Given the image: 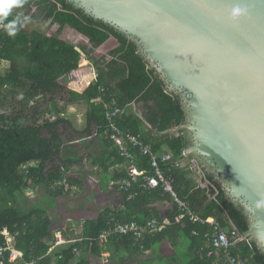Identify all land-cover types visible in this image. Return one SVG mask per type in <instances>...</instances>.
Wrapping results in <instances>:
<instances>
[{
    "label": "trees",
    "instance_id": "16d2710c",
    "mask_svg": "<svg viewBox=\"0 0 264 264\" xmlns=\"http://www.w3.org/2000/svg\"><path fill=\"white\" fill-rule=\"evenodd\" d=\"M33 3L46 4L45 20L49 23L45 30L39 31L34 20L16 12H11L0 21V67L3 61L10 63L5 73L0 68V106L12 101L18 104L15 109H20L18 113L14 111L13 116L6 112L0 115V191L3 193L0 195V245H6L2 231L8 229L16 238V250L22 254V258L11 263L10 252H7L4 264H90L86 255L101 256L103 247L115 250L113 257H121L125 252L130 256L141 255L156 250L163 240L170 241L174 235L184 239L183 244L187 248L181 253L177 249L170 250L167 255L161 256L159 264H222L218 254L208 256L210 249L207 248L205 235L210 228L194 225L188 219L176 223L180 213L178 205L162 189L143 191L140 189L141 178L131 182L128 190L121 189L122 181H130L127 170L114 174L110 170L117 165H125L126 160L106 137L109 122L104 104L93 103V100L103 96L101 90H105L104 103L115 100L122 109L131 103H142L144 112L141 115H124L118 121L119 127L152 144L155 151L168 146L174 160L188 159L190 163L187 167L169 172L175 180L179 197L188 202L194 214L216 218L224 227L235 228L245 237L250 230L248 217L227 198L221 183L208 172L202 175L201 186L191 180L199 166L194 164L192 156H185L190 146L187 133L182 129L178 136L167 133L185 124V113L179 99L165 92L164 84L137 54L134 44L114 30L85 17L63 0H39ZM17 18L19 23L13 29L5 27ZM66 26L87 37L92 45L91 50L71 44L62 34ZM9 31L15 34L9 35ZM104 51L112 58L110 61H106ZM89 54H93L94 58ZM90 62L98 69V78L83 93L67 90L61 84L63 79L69 78L70 73ZM63 91L68 96V99H62L66 108L73 104V98L75 102L88 105L84 130L75 129L70 120L62 117L67 109L61 108L56 96ZM20 95L22 99L18 100ZM41 103H46L44 111H40ZM29 109L34 110V121L24 125L22 118L24 113L30 112ZM145 124L165 133L162 142L147 134ZM60 126L82 135L68 143L100 139L102 150L92 155L93 166L102 171L100 188H108L111 181L116 182L114 187L122 196L125 210L115 212L107 209L98 219L86 220L80 242L49 253L55 241V232L50 228L46 209L21 210L16 206V196L38 185L47 187L55 198L70 193L73 187H83L84 183L78 175L70 170V163L63 160L64 140ZM136 153L138 168L152 174L149 159ZM29 163L37 165L24 172L22 166ZM65 179L66 184L58 185ZM5 200L7 203L2 204ZM111 214L123 223L136 221L145 225L155 219L169 221L171 225L161 233L145 236L139 242L131 236H113L103 245L99 238L107 230ZM63 234L70 238L67 231H63ZM233 254L248 260V264H264V253L255 241L248 238L233 249ZM120 257L116 260L123 264ZM136 264H152V259L147 257V260Z\"/></svg>",
    "mask_w": 264,
    "mask_h": 264
},
{
    "label": "water",
    "instance_id": "95a60500",
    "mask_svg": "<svg viewBox=\"0 0 264 264\" xmlns=\"http://www.w3.org/2000/svg\"><path fill=\"white\" fill-rule=\"evenodd\" d=\"M63 1L133 43L179 99L185 156L244 211L264 253V0Z\"/></svg>",
    "mask_w": 264,
    "mask_h": 264
},
{
    "label": "built area",
    "instance_id": "2783aa9c",
    "mask_svg": "<svg viewBox=\"0 0 264 264\" xmlns=\"http://www.w3.org/2000/svg\"><path fill=\"white\" fill-rule=\"evenodd\" d=\"M0 27H2L1 23ZM86 66H84L86 68L80 69L78 73L81 74V71L88 70V72H86V76L93 79L88 80L87 85L89 87L97 81L98 70L94 66L93 62L88 63ZM101 91L103 96L93 100V103L104 104L106 117L109 122L106 137L119 149L121 157L126 160V170L130 178V181L124 180L120 183L121 189L128 190L131 187V182H136L138 178L142 179L140 189L143 191H151L158 188L162 189L166 194L170 195V197H172L174 202L178 205L180 213L176 218V223H181L182 221L188 219L194 225L200 224L210 228L208 233L205 235L208 242L207 248L210 249L208 254L209 257L218 254L222 264H248V260L243 259L240 255L233 254V249H235L238 244L246 240V238L242 236L237 229L224 227L216 218H203L194 214L191 211L188 202L179 197L175 188V180L169 172L172 169H183L187 167L189 165H187L188 160H174L173 154L169 148H167L164 152L155 151L153 145L146 142L141 137L135 136L128 131H123L119 127L118 121L127 114L128 107L125 109L120 108L115 100L111 103H104L103 97L105 96V90ZM1 114H3V112H0V115ZM136 152L149 159L152 174L138 168L136 162ZM34 165V163L23 165L22 170L27 172L28 169ZM64 184H66V179L62 183H58V185ZM116 184V182H111L110 186H114ZM107 224V230H105L99 238L100 243L103 245L107 244L109 239L113 236H131L139 242L143 240L145 236L161 233L171 225L169 221L160 222L155 219L148 221L145 225L136 221L123 223L119 221L114 214L109 216ZM63 231L64 230L55 231V241L51 244L49 253H52L60 247L81 241L80 237L75 240L66 238ZM194 234L197 235L196 233ZM2 235L6 238V245H0V260H2L0 264H4L3 260L5 259L7 252H10L9 262L11 263L22 258V254L11 245L9 237H12L14 241H16L15 236L11 234L8 229H4L2 231ZM16 236H18V234ZM78 254L80 253L78 252ZM105 263L109 264L110 262L107 259Z\"/></svg>",
    "mask_w": 264,
    "mask_h": 264
},
{
    "label": "rangeland",
    "instance_id": "374dc122",
    "mask_svg": "<svg viewBox=\"0 0 264 264\" xmlns=\"http://www.w3.org/2000/svg\"><path fill=\"white\" fill-rule=\"evenodd\" d=\"M39 0H23L22 6L20 7H13L12 13H18L21 15H25L28 18L34 20L36 22V27L39 31H43L46 29L49 21L45 20V16L47 13L46 4H34L33 2H36ZM63 36L73 45L77 46L78 48H87V50H91L92 45L89 41V39L81 34H79L77 31L72 29L69 26H66L64 30L62 31ZM90 53V52H89ZM106 56V61H110L112 58L108 55L106 51L103 52ZM90 57H93V54H89ZM10 63L9 62H2L1 63V72L5 73V71L8 70ZM88 67V66H86ZM83 67L82 69L86 68ZM7 68V69H3ZM98 70V69H97ZM86 72L88 70L81 71V74L78 73V71H75L72 75H69V78L67 77L64 82L68 84L69 86L66 87V85H63L67 90L74 91L75 93H83L88 85V80L92 79L91 77H87ZM93 80V79H92ZM93 82V81H92ZM22 95H20L17 99L20 100ZM60 102H63L61 108L66 109L65 102L62 99H68V96L66 95V92H60L56 96ZM73 102V109L71 110L72 113H74V116L76 117L77 124L82 125L79 123H83L85 120V115L88 109V106L84 102L76 101L75 98ZM18 104L16 102L7 101L5 106H0V112H6L9 115L13 116V113H18L20 111L19 108L15 109ZM41 109L40 111H44L46 109V103L40 104ZM70 108V107H69ZM68 108V111H69ZM30 112H26L23 115L22 118V124L29 125L33 120V109H29ZM67 112V110H65ZM144 112L142 103L138 106V114L141 115ZM14 113V115H15ZM60 132L62 133V138L64 140L62 144V156L65 160H68L69 157H72L74 155L72 150H70L67 147V144L71 140H76L79 138L81 134L75 133L70 128H63L60 126ZM83 153L75 155V158H79V156H82ZM91 162H88L86 164L82 165L81 170H83L86 173L87 179L84 181L83 188H80L78 190V187H73L70 193L63 194L59 197H53L51 195L50 190L47 187L43 186H36L32 187L28 190L19 192L16 196V206H18L19 209L24 211H29L34 208H42L44 207L47 211V217L50 220V228L52 231H58V230H67V226L70 224L68 223V219L71 218V213L74 211H78L81 209L83 213L86 211H89V214L92 215V217H97V214L104 209L105 203H112L115 206H119L121 202L120 197H115L116 193H112V196H109L107 194H104L102 198L104 203H101L100 205L97 204V176L94 175L93 168L90 166ZM192 165V163L190 164ZM194 168V167H193ZM194 173H197L195 171ZM194 177L198 176L195 174ZM0 195H3V193L0 191ZM117 195V194H116ZM58 200V201H57ZM7 203V201H3L2 204ZM55 227V228H54ZM77 232L79 229L76 230ZM69 237L73 236L74 238L76 235H73L69 232ZM11 240L12 247H15L16 241L12 237H9ZM120 261L123 262V264L127 261L125 259H121ZM121 263V262H120ZM115 264V263H112Z\"/></svg>",
    "mask_w": 264,
    "mask_h": 264
},
{
    "label": "crops",
    "instance_id": "0c3cea01",
    "mask_svg": "<svg viewBox=\"0 0 264 264\" xmlns=\"http://www.w3.org/2000/svg\"><path fill=\"white\" fill-rule=\"evenodd\" d=\"M3 62H7V61H3ZM3 69H7V68H3ZM72 73H75V72H72ZM72 73H70L69 75H72ZM64 80L65 79H63L61 81V84L69 86L68 84H66L64 82ZM61 103L63 104V102H59L60 105H62ZM138 106H139V103L138 104H135V103L129 104L127 106L128 107L127 108V114L128 115L131 113H135V114L137 113L138 114ZM64 107H65V105H64ZM73 107H74L73 104L68 106L66 108L67 112H66L65 116H62V117H65L66 119L70 120L75 129L84 130L86 128V123H87L86 117L87 116L85 115V120L83 123H79L82 125H78L76 123L77 122L76 117L74 116V113H72V111H71L73 109ZM68 108H69V111H68ZM144 129L146 130L147 134H149V136H152L153 139L160 140L162 142V136L165 133H160L156 130H153L152 127L149 126L148 124H145ZM179 130H180V128L172 129V130L168 131L167 133H170L171 135H174V136H178ZM81 136L82 135H80L79 138ZM91 140L92 139L87 140L85 142L81 141L79 143L77 141H75V143H68L67 147L69 148L70 146H72L71 149L70 148L69 149L72 150L71 152H73L74 155L72 157H69L68 160H65L64 158H63V160L70 163V170L73 173H76L78 175L79 180L82 181L83 183H84V181H86L87 176H86V173L83 170H81L82 165L86 164L88 162H91L90 166L93 168V171L95 172L94 175L97 176V198H98L97 204L100 205L101 203H104L103 200L100 199V197L102 198V196H104V194L112 196V193H116L117 195L115 194V197H120L121 202H120L119 206H115L110 202L105 203L106 205H105L104 209H102L97 214V217H92V215L89 214V211H86L85 213H83L81 211V209H79L78 211L76 210V211L72 212L71 218L68 219V223H70L67 226L68 231L64 229V231H67L68 233L70 232L72 235H73V233H74V235H76L75 238L73 236H71L69 238L71 240H75L81 236L82 231H83V225H84V222L86 220L98 219L100 214L107 209H112L115 212L125 210V207L122 205L123 204L122 196H121L120 192L117 189H115L114 186L109 185L108 188H104V189L100 188L99 182L101 181L102 171L93 166L92 155L99 154L102 150V147H101L100 139H97V141H95V142H93V141L91 142ZM167 148H168V146L165 145L160 149V151L164 152L167 150ZM81 152L83 153V155L79 156V158H75V155L81 154ZM189 163H190V161L188 160L187 165ZM35 165H37V163H35ZM123 169H126V163L123 166L117 165V166L111 168L110 172H111V174H114V172L120 171ZM195 174L198 176V178L194 177ZM81 176L85 177V179H83ZM191 180L193 181V183L195 185L201 186L202 185L201 173L199 171L197 173H194L192 175ZM111 182H113V181H111ZM76 187H78V190H80V188H83V187H79V186H76ZM158 208L160 209L161 206H159ZM77 229H79L78 232L76 231ZM171 238L172 239H170V241L163 240L162 243L156 247V250L143 252V254H141V255L137 254L135 256H130L129 253L125 252L126 254L121 256V257L120 256L113 257L112 255H114L116 251L115 250L112 251V248H111V250H108V246H106V247H103V253L101 256H97V255H93V254H87L86 256H87L88 262L90 264H106L105 261L107 259L110 262L109 264H112V263L119 264L116 260V258L118 259L119 257H120V260L125 259L127 261L126 263H128V264H136L139 261L147 260V257L152 259V264H159L160 260H161V256H165V254L167 255L170 252V250L173 251L174 249H177L181 253L187 248V246H185L183 244L184 239L182 240V238L177 237L176 235L172 236Z\"/></svg>",
    "mask_w": 264,
    "mask_h": 264
},
{
    "label": "clouds",
    "instance_id": "9594fccd",
    "mask_svg": "<svg viewBox=\"0 0 264 264\" xmlns=\"http://www.w3.org/2000/svg\"><path fill=\"white\" fill-rule=\"evenodd\" d=\"M23 0H0V21L3 18H7L13 9V7H20L22 6ZM19 23V19L13 20L9 22L5 27L7 29H13L16 24ZM13 31H9V35H14Z\"/></svg>",
    "mask_w": 264,
    "mask_h": 264
}]
</instances>
